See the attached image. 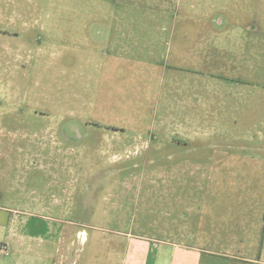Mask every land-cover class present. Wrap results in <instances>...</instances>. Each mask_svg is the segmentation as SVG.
Segmentation results:
<instances>
[{
  "label": "rangeland",
  "instance_id": "374dc122",
  "mask_svg": "<svg viewBox=\"0 0 264 264\" xmlns=\"http://www.w3.org/2000/svg\"><path fill=\"white\" fill-rule=\"evenodd\" d=\"M137 1L0 0V152L46 177L11 190L0 176V199L24 200L0 201V264H264V0L121 14ZM118 18L254 53L160 62L190 68L164 86L131 62L105 74L68 25Z\"/></svg>",
  "mask_w": 264,
  "mask_h": 264
},
{
  "label": "crops",
  "instance_id": "0c3cea01",
  "mask_svg": "<svg viewBox=\"0 0 264 264\" xmlns=\"http://www.w3.org/2000/svg\"><path fill=\"white\" fill-rule=\"evenodd\" d=\"M132 1L135 2V0ZM182 1L183 0H177V4L181 6ZM185 1L188 2V0ZM117 4L119 3H116V5ZM169 5L170 2L168 0H153L149 2L138 0L137 3L130 5L124 3L123 11H119L118 8L116 11L123 14V12L127 10L126 7L129 6L132 8L136 6L139 9H147L150 12L160 6L161 8L159 10L163 13L165 12V8L169 7ZM104 9L105 8H102L100 12L111 13V10L108 8H106L105 11ZM216 23L220 24L219 22ZM68 26L70 30H74L70 35H74L75 41L78 35L77 30H84L83 33L80 34L82 37L78 39V43H86L87 47H89V52L92 53L93 56H100L103 58L100 67L102 69L105 68V74H112L114 67H118L120 64L123 66L122 68L125 69L126 62H131L133 67L140 68L142 72L147 70L149 76L150 73H153L155 75V80L158 78L160 86H164L166 83L171 84L173 80L169 77L174 76V71L177 72L178 69L188 71L187 69H190L182 64H173L171 65L173 72L170 76L167 74L168 64L160 62L209 60L211 53L213 59L216 56L226 57L230 55L231 58H235V62H237L238 60L250 58L254 53L252 47L253 42L248 47V45L237 38L228 40L221 37L210 38L205 35L197 38H190L186 31H179L178 33L176 31L177 25L166 21L133 22V20H125L123 18H118L116 21H78L75 19L72 20ZM209 26V23L204 24L205 29L209 28ZM263 27L262 23L257 25L259 29ZM94 29L95 31H93ZM203 34H205V32ZM97 39L100 41V46L98 45L99 42H97V45L92 42ZM228 45H235V48H230ZM77 47L78 46H76V48ZM218 75H220V73L216 72L213 74L212 78ZM195 76L203 77L199 74ZM206 76L209 77V75ZM110 77H112V75ZM168 78L169 81H167ZM122 83L123 80L121 81V84ZM194 93L196 99L199 100V92L195 91ZM180 102L183 103L182 100ZM183 124L198 125L203 124V121L200 122L199 119L194 120L187 118L186 121L177 123V125L181 126ZM214 145L216 146V144ZM217 146L221 145L217 144ZM223 146L225 147V145Z\"/></svg>",
  "mask_w": 264,
  "mask_h": 264
},
{
  "label": "flooded vegetation",
  "instance_id": "af4514ba",
  "mask_svg": "<svg viewBox=\"0 0 264 264\" xmlns=\"http://www.w3.org/2000/svg\"><path fill=\"white\" fill-rule=\"evenodd\" d=\"M31 12L30 10H26L24 14H28V17ZM24 23L27 24L28 21H24ZM26 157L27 152H0V176L6 178V186H9L11 190L12 188H28L30 185L41 186L46 181L45 174L38 168L35 167L29 171V167L24 163ZM22 199L16 197L13 199H0V201L15 204L24 203Z\"/></svg>",
  "mask_w": 264,
  "mask_h": 264
}]
</instances>
